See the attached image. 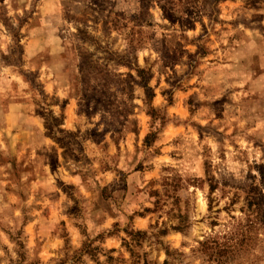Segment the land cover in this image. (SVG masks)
Returning a JSON list of instances; mask_svg holds the SVG:
<instances>
[{"label": "clouds", "instance_id": "1", "mask_svg": "<svg viewBox=\"0 0 264 264\" xmlns=\"http://www.w3.org/2000/svg\"><path fill=\"white\" fill-rule=\"evenodd\" d=\"M0 264H264V0H0Z\"/></svg>", "mask_w": 264, "mask_h": 264}]
</instances>
